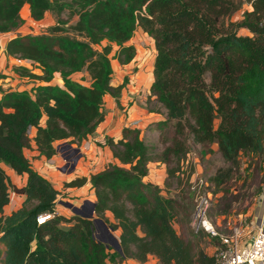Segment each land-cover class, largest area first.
I'll list each match as a JSON object with an SVG mask.
<instances>
[{
  "label": "trees",
  "instance_id": "obj_1",
  "mask_svg": "<svg viewBox=\"0 0 264 264\" xmlns=\"http://www.w3.org/2000/svg\"><path fill=\"white\" fill-rule=\"evenodd\" d=\"M244 4L249 9L235 19ZM65 9L77 17L68 27L73 37L57 33L62 28L54 26L48 34H18L4 44L7 57L29 61L13 64L11 71L43 84L32 90L0 85V260L117 263L109 258L93 218L57 211L58 190L32 168L24 152L33 141L39 154L49 159L56 154V142L79 144L95 132L104 118V95L118 103L127 83L125 78L117 86L111 84L112 59L119 64L134 59L136 48L127 42L140 27L153 39L156 51L146 108L155 112L150 107L155 104L164 116L146 130L162 132L170 123L173 127L160 156L165 188L144 180L153 161L152 147L139 128L124 126L119 138H105L116 162L89 177L94 217L118 231L121 252L116 254L121 260L144 263L153 255L158 264H215L205 246L212 239L220 247L219 238L190 225L194 203L188 204L183 193L179 201L164 191L170 186L167 178L176 179L177 185L188 181L178 175L189 153L188 141L204 152L216 145L222 166L209 179L215 189L201 183L196 193L221 192L212 212L211 203L207 207L211 220V215L232 210L235 200L228 195L229 187L241 172V156H255L260 163L264 159V0H0V33L22 25L25 10L39 22L47 12ZM83 72L89 85L73 78ZM56 73L62 85L51 83ZM5 166L26 174V183L12 184ZM86 182L87 177L77 176L64 186ZM11 192L23 199L4 214ZM44 213L52 215L38 224L37 216ZM173 216L181 232L172 224Z\"/></svg>",
  "mask_w": 264,
  "mask_h": 264
},
{
  "label": "rangeland",
  "instance_id": "obj_2",
  "mask_svg": "<svg viewBox=\"0 0 264 264\" xmlns=\"http://www.w3.org/2000/svg\"><path fill=\"white\" fill-rule=\"evenodd\" d=\"M249 9L247 4H244L241 11L234 17L235 19H239L241 17V12ZM23 17L25 22L16 28L13 31L0 33V85L4 89H26L32 90L34 86H36L35 81H30L24 78H20L14 72L11 71L10 66L13 65L12 60H8L5 53H4V44L5 42L10 39L11 37L18 35V34H41L45 33L48 34L52 32L51 28L54 26H59L62 28V31L57 32L60 34H66L69 36H74L70 33L68 27L73 24L76 20V16L70 14L69 9H65L62 12H57L51 10L47 12L44 18L39 21H33L29 15L27 10L23 11ZM241 33H247L246 30H242ZM132 39H150L148 36L142 34L141 32L134 33ZM105 43V42H103ZM145 43V42H144ZM138 44V43H137ZM145 45V44H144ZM140 50V53L144 54L148 49H151L152 46H137ZM94 49L98 52L100 51L99 45H94ZM112 54H110L111 56ZM150 58V55L145 59L147 64H150L147 60ZM115 59H112V65L114 68L116 67ZM138 65V63H137ZM115 73V72H114ZM77 79L88 83V77L85 73H79L76 75ZM53 83L62 84V80L58 73L55 74ZM154 109L155 112H159L160 115L163 116V111L157 105L152 104L150 106ZM126 117H128V113L126 110ZM131 124V121L128 122V125ZM173 127L171 123L167 125L165 130L162 132L160 131H145L142 135V138L152 147V156L153 161L149 164L148 168V175L144 180L149 183H159L161 186L165 188V179H166V172L165 166L162 164L160 160L161 153L163 152L164 148L169 145L170 138L172 136ZM30 136L32 133L30 132ZM66 143H71L68 140L59 141L55 144L56 147V155H57V163L56 166L64 167L62 173H68L73 167V158L77 155L73 149L66 145ZM189 145V153L187 154L186 159L182 163L181 171L178 173L181 180H188L187 183L180 182V185H177L176 179H169L167 181L170 183V186L165 189L164 194L168 196H173L179 198V194L183 193L182 195L187 197L186 202L194 203V209L199 204L198 203V195L194 190L191 189V185H200L201 183L205 185V189H209L213 191L214 185L210 183V176L214 174L216 169L222 166V160L217 152L216 145H213L210 148L209 152H204L203 149L196 144H193L191 141H188ZM73 146V145H72ZM75 147V146H74ZM111 162L105 164V167L108 166ZM240 166L241 172L240 174L236 175L234 179L231 181L229 187V194L235 200L232 210L228 214H216L211 215V221L216 227V230L221 233V235H228L230 234L234 228H244L245 229V236L242 238V241H245L250 235L253 234L254 230H256L255 226V209L257 208V202L262 199L263 191H264V159L259 161L258 158L255 156L248 157L247 155H242L240 159ZM56 173H60V170L57 169ZM92 172V171H91ZM91 172L90 175H91ZM188 175V177H186ZM189 185V187H188ZM59 189V195L57 200V211L62 213L65 216H69L73 214L72 210L65 205L61 204V202H70L76 206L80 207L85 203L86 200H91L89 198L90 195H93L91 191V187L87 188L84 187L82 191L72 194L69 191L64 189V182H61ZM208 194V201L211 203L209 207V211L212 212L211 207L214 205L221 195V192L218 193H207ZM84 198V199H83ZM94 199V195H93ZM198 203V204H197ZM172 224L174 225L175 229L181 232V229L177 223L176 217H172ZM191 225V224H190ZM192 226V225H191ZM112 235L118 239V231L111 230ZM98 237H101V232L97 229ZM208 241V239H207ZM108 245V253L109 258L116 261L115 264H132L127 260H121L116 254L119 251L115 248L110 241H105ZM206 250L209 254H213L214 251L218 247V242L216 244L213 243L212 239H209V242L206 244Z\"/></svg>",
  "mask_w": 264,
  "mask_h": 264
},
{
  "label": "crops",
  "instance_id": "obj_3",
  "mask_svg": "<svg viewBox=\"0 0 264 264\" xmlns=\"http://www.w3.org/2000/svg\"><path fill=\"white\" fill-rule=\"evenodd\" d=\"M141 32L142 34L148 36L145 32L138 27L135 33ZM149 37V36H148ZM133 38V37H132ZM130 39L127 43L133 44L136 48V55L132 61L126 64H119L115 60V68L112 65L113 74L111 84L117 86L123 83L124 79H127V83L122 88L118 103L115 98L109 94H105L103 97V107L104 112L103 120L98 124L95 129V132L88 138L82 140L79 144L71 143L69 147L77 152V156L73 158V167L68 173H62L63 169H59L56 166L57 155L54 154L51 158L47 159L44 156L40 155L36 149L35 143L32 141L31 147L25 150L24 155L29 160L32 168L36 170L39 174L47 178L54 186L56 190L60 188L61 182H69L77 176L87 177V182L80 187H65L66 191L71 192L72 194L82 191L84 187H91L89 182L90 173H96L105 168V164L111 162L114 163L116 160L112 157L110 149L105 144L106 137H113L117 139L120 137L121 129L124 126H128L129 121L138 120V125L133 126L139 128L140 136L142 137L143 133L146 130V126L149 123L160 121L164 119V116L156 112H149L146 108V98L148 95L149 87L153 81V63L156 56V51L154 49L153 39ZM145 42V43H144ZM138 43V44H137ZM145 44V45H144ZM152 46L151 49H148L144 54L140 53V50L137 46ZM150 55V58L147 60L150 64L144 63L145 59ZM7 57V56H6ZM8 60L13 58L7 57ZM138 63V65H137ZM13 64L14 61H13ZM27 65V64H23ZM12 65L10 66V68ZM115 72V73H114ZM87 75L86 72H83ZM77 75V74H76ZM74 75V79L81 82L82 84L89 85L90 78L87 75L88 83L83 82L77 79ZM54 79V78H53ZM30 80V79H27ZM33 81V80H30ZM36 84H43V82L35 81ZM53 83V80L51 81ZM37 84V85H38ZM54 84V83H53ZM62 85V84H58ZM2 87V86H1ZM3 88V87H2ZM4 89V88H3ZM13 89V88H9ZM126 110L128 117H126ZM45 116L42 117V122ZM30 131L33 133L34 128H31ZM57 143V142H56ZM55 143V144H56ZM73 145V146H72ZM75 146V147H74ZM51 161H54L55 165L50 164ZM59 169L60 173L55 171ZM6 173L10 182L16 186H23L26 183V174L18 175L12 171L11 168L5 166ZM156 183V182H155ZM161 186L159 183H157ZM92 191V190H91ZM78 194V193H77ZM59 195V193H58ZM57 195V200H58ZM90 201H94L93 195H90ZM23 196L10 193V201L4 207V214L10 213L12 210L16 209L21 205ZM84 199V198H83ZM56 200V207H57ZM73 203L74 200H72ZM72 203V204H73ZM62 204V203H61ZM75 205V204H74ZM257 208L255 209V226H257L263 221L264 222V191L262 199L257 202ZM106 215L110 220H113L112 214L106 212ZM255 228V229H256ZM255 231V230H254ZM132 264H158L157 258L153 255H149L147 261L140 263L135 260H127Z\"/></svg>",
  "mask_w": 264,
  "mask_h": 264
},
{
  "label": "built area",
  "instance_id": "obj_4",
  "mask_svg": "<svg viewBox=\"0 0 264 264\" xmlns=\"http://www.w3.org/2000/svg\"><path fill=\"white\" fill-rule=\"evenodd\" d=\"M13 61L15 64L29 65V61L26 59L13 58ZM138 122V120H133L128 127L137 126ZM50 164L55 165L54 161H51ZM59 169H64V167ZM200 185L195 184L191 188L199 193ZM198 198L199 204L197 203L198 205L193 211L191 225L196 231L203 230L209 236L219 238L220 247H217L212 254L215 264H264V222L262 221L245 241H242L246 234L244 228H234L230 234L221 235L207 216L208 194H200ZM51 215V213L40 214L37 216L36 222L42 224ZM0 264L5 263L0 260Z\"/></svg>",
  "mask_w": 264,
  "mask_h": 264
},
{
  "label": "water",
  "instance_id": "obj_5",
  "mask_svg": "<svg viewBox=\"0 0 264 264\" xmlns=\"http://www.w3.org/2000/svg\"><path fill=\"white\" fill-rule=\"evenodd\" d=\"M69 146V144H67ZM66 207L70 208L74 214L82 217L93 218L97 229L101 232V238L103 241H110L115 248L121 252L119 239H116L108 225L100 218L94 217V201L86 200L82 206L78 207L70 202H61Z\"/></svg>",
  "mask_w": 264,
  "mask_h": 264
},
{
  "label": "clouds",
  "instance_id": "obj_6",
  "mask_svg": "<svg viewBox=\"0 0 264 264\" xmlns=\"http://www.w3.org/2000/svg\"><path fill=\"white\" fill-rule=\"evenodd\" d=\"M66 144H68V143H66Z\"/></svg>",
  "mask_w": 264,
  "mask_h": 264
}]
</instances>
